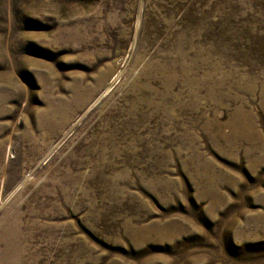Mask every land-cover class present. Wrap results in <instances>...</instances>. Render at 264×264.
I'll list each match as a JSON object with an SVG mask.
<instances>
[{
    "label": "rangeland",
    "instance_id": "1",
    "mask_svg": "<svg viewBox=\"0 0 264 264\" xmlns=\"http://www.w3.org/2000/svg\"><path fill=\"white\" fill-rule=\"evenodd\" d=\"M0 264H264V0H0Z\"/></svg>",
    "mask_w": 264,
    "mask_h": 264
},
{
    "label": "bare ground",
    "instance_id": "2",
    "mask_svg": "<svg viewBox=\"0 0 264 264\" xmlns=\"http://www.w3.org/2000/svg\"><path fill=\"white\" fill-rule=\"evenodd\" d=\"M52 121V120H51ZM53 124V123H52Z\"/></svg>",
    "mask_w": 264,
    "mask_h": 264
}]
</instances>
